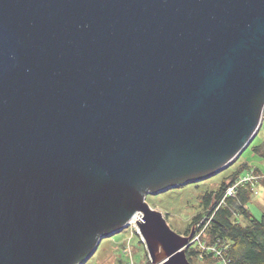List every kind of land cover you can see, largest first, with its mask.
Here are the masks:
<instances>
[{"label": "water", "instance_id": "95a60500", "mask_svg": "<svg viewBox=\"0 0 264 264\" xmlns=\"http://www.w3.org/2000/svg\"><path fill=\"white\" fill-rule=\"evenodd\" d=\"M264 122V0H0V264H84L150 194L207 179Z\"/></svg>", "mask_w": 264, "mask_h": 264}, {"label": "rangeland", "instance_id": "374dc122", "mask_svg": "<svg viewBox=\"0 0 264 264\" xmlns=\"http://www.w3.org/2000/svg\"><path fill=\"white\" fill-rule=\"evenodd\" d=\"M263 144L264 122L249 148L226 169L201 181L173 187L159 194H150L147 197V202L151 207L166 215L173 230L186 236L185 232L193 218L203 212V198L208 193L218 191L223 182L233 175L240 165L247 164L250 167H259L264 171V158L255 151V147ZM248 171L244 169L240 175H244ZM248 209L254 219H262L264 213L263 188L260 187L259 194L251 197ZM128 244L138 264H149L151 262L146 244L139 235L137 228L128 227V229L105 238L97 252L84 264H125L128 260V256L125 253V248ZM196 264H202V262L196 261Z\"/></svg>", "mask_w": 264, "mask_h": 264}, {"label": "trees", "instance_id": "16d2710c", "mask_svg": "<svg viewBox=\"0 0 264 264\" xmlns=\"http://www.w3.org/2000/svg\"><path fill=\"white\" fill-rule=\"evenodd\" d=\"M255 151L264 158V144L255 147ZM244 169L254 170L257 173L262 171L258 168H250L247 164L240 165L237 171L223 182L218 191L208 193L203 198V212L193 218L185 232L186 236H189L192 228L208 214V210L218 204L227 188L242 174ZM260 187L264 189V180L260 183ZM253 195L255 193L250 186L242 187L236 198L228 199L227 203L218 209L206 235L211 242L221 239L231 244L227 253L231 264H264V213L262 219L258 220L254 219L250 210L247 209ZM196 254L197 252L192 248L187 250L188 259L192 264H196ZM202 264H218V261L209 256Z\"/></svg>", "mask_w": 264, "mask_h": 264}, {"label": "built area", "instance_id": "2783aa9c", "mask_svg": "<svg viewBox=\"0 0 264 264\" xmlns=\"http://www.w3.org/2000/svg\"><path fill=\"white\" fill-rule=\"evenodd\" d=\"M264 180V171L257 173L254 170L248 171L246 174L239 176L225 191L224 195L220 199L217 205H214L208 214L204 216L194 227L193 238L189 242V248L194 249L197 252L195 261L203 262L209 256L217 259L218 264H231V260L228 259L227 253L230 250L231 244L226 240L218 239L217 241L211 242L206 238L207 232L210 229L212 220L218 211V209L227 203L230 198H236L239 190L242 187L250 186L255 195L259 194L260 183ZM137 220V219H135ZM130 223V227H136V221ZM128 229V228H127ZM125 253L128 256V260L125 264H138L133 257L130 245L125 248Z\"/></svg>", "mask_w": 264, "mask_h": 264}, {"label": "bare ground", "instance_id": "6f19581e", "mask_svg": "<svg viewBox=\"0 0 264 264\" xmlns=\"http://www.w3.org/2000/svg\"><path fill=\"white\" fill-rule=\"evenodd\" d=\"M135 219L139 220V215H136V217L131 222H133ZM137 220H135V221H137Z\"/></svg>", "mask_w": 264, "mask_h": 264}, {"label": "crops", "instance_id": "0c3cea01", "mask_svg": "<svg viewBox=\"0 0 264 264\" xmlns=\"http://www.w3.org/2000/svg\"><path fill=\"white\" fill-rule=\"evenodd\" d=\"M250 168H258L260 169L259 167H250ZM261 170V169H260ZM241 176V175H240ZM259 191H260V188H259ZM247 209H248V205H247Z\"/></svg>", "mask_w": 264, "mask_h": 264}, {"label": "flooded vegetation", "instance_id": "af4514ba", "mask_svg": "<svg viewBox=\"0 0 264 264\" xmlns=\"http://www.w3.org/2000/svg\"><path fill=\"white\" fill-rule=\"evenodd\" d=\"M192 230H193V228H192Z\"/></svg>", "mask_w": 264, "mask_h": 264}]
</instances>
